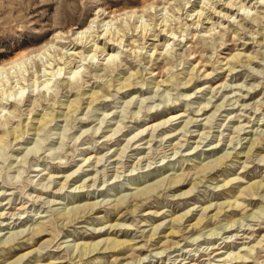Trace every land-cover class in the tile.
Masks as SVG:
<instances>
[{
    "label": "rangeland",
    "instance_id": "rangeland-1",
    "mask_svg": "<svg viewBox=\"0 0 264 264\" xmlns=\"http://www.w3.org/2000/svg\"><path fill=\"white\" fill-rule=\"evenodd\" d=\"M203 1L0 0V64L20 51L35 52L17 67L29 72L48 71L49 62L71 52V30L87 26L99 10L121 14L113 26L129 27L130 34L140 15L155 28L147 37L160 34L162 20L177 30L170 44L164 35L151 36L145 48L144 40L133 43L141 34L133 35L114 65L104 55L73 58L77 77L69 68L47 86L29 83L16 108L0 113V212L26 206L0 219L11 224H0V264H178L182 254L209 258L204 252L225 244L233 255L256 247L243 261L226 263L213 254L200 264H264V191L257 189H264V0L233 11L220 1L205 8L211 18L196 28L191 23L198 18L188 15ZM143 7L150 10L144 14ZM185 22L194 36L179 33ZM58 32L63 38L53 41ZM46 44L52 49L39 52ZM105 66L110 71L103 75ZM14 84L20 87L0 83L1 94ZM170 115L184 116L148 134ZM91 155L90 166L83 160ZM95 157L103 160L97 164ZM69 174V188L54 193L59 187L49 177L60 184ZM85 182L91 186L77 189ZM47 186L53 193L36 202ZM67 211L76 218H66ZM245 226L254 229L251 238H240ZM107 239L119 244L116 250L75 257L77 245Z\"/></svg>",
    "mask_w": 264,
    "mask_h": 264
},
{
    "label": "bare ground",
    "instance_id": "bare-ground-1",
    "mask_svg": "<svg viewBox=\"0 0 264 264\" xmlns=\"http://www.w3.org/2000/svg\"><path fill=\"white\" fill-rule=\"evenodd\" d=\"M220 1H224L223 4L227 5V6H224L223 4H221V5H223V8L227 9L228 11H233V7L234 6L236 7L238 5H239L238 8H236L238 10H241V9L242 10H246L247 8H249L247 3H246L247 0H214V1L210 0V1H207V2H205V0H204L203 1L204 2L203 6H201L199 9H197L196 7L195 8L193 7L194 9L191 10V11H195V12L188 15V16H194L195 15V18H198L197 21H193L191 24L196 25V28H198L199 26L202 27L203 19L204 18L205 19H208V18L210 19L211 18L209 15H207L208 12L205 11V8L207 7L208 10L212 8V10H214L216 5ZM193 5H195V3H193L190 7H192ZM149 10H148V8L143 7L141 12H143L145 14ZM188 11L189 10H187V12ZM120 15L121 14H118L117 11H111V12H108V13L105 14V12L101 13V11L99 10L96 13V15L91 19L90 23L87 26H84L83 28L74 27L71 30L72 34L70 35V36H74L75 37L74 40L70 42V47L71 48H70L69 51H71V52H69V53L65 52L64 56H61L59 59L55 58V60L53 62H49L45 66L48 71H44L42 73L41 70H36L34 72H29V70H25L22 67H20V69H17L18 66L22 65V63H26L28 59L32 58L34 53H35V52H27L25 50L18 52L14 57L10 58L8 62L0 64V83H17V84H20V87H18V88H16V86H15L16 84L12 85L14 87L13 90L8 91L10 93H8L6 91L8 93V95H7L6 92H3L2 94L0 92V113L3 112V110H5V108H7L8 105L14 106V109L16 108V105L14 104V102L16 100H18L17 99L18 96L24 95L23 93L27 89L30 88L29 87L30 86L29 83H40V85L43 84L44 86H47L54 79L57 80L56 79L57 75L62 74L63 70H66V69L68 70L69 68H70L71 72H69L68 74H72V75H75V77H77V75H79V73H80V70H79V66L76 67L77 63L75 62V60L73 58L80 59V61H81V60H87L88 57H91L93 59V58H99V56H103L104 55V60H107L108 61L107 63H112L114 65L115 61H116V59L118 57V53H119V50L121 49V47H127L128 48L129 44L126 45L125 42L130 40V39H132L134 36H136L138 34H141L140 38L134 40L133 43L135 44L139 40H144L145 42L143 43L141 48H145L146 40L149 39L151 36L154 37V40H156V38L158 40L159 36L161 37V35H164V38H166V39L168 38L167 41H166L167 44H170V40L174 39V37H176L177 30L174 29V28H171L170 27L171 24H167L168 20H162L161 21V23H160V25H161L160 34H157L156 32H154L153 34H149V36L147 37L148 32L151 33L153 30H155V28H154V26H153V28L151 27L152 23H146L145 21H143V19H142L143 15L139 16V18L141 19V21H140L141 25L135 26V29L132 31L131 34H130V30L131 29L129 27H126L123 30L122 29H118L117 27L114 28L113 25L118 21V16H120ZM102 16H104V17L102 18ZM179 18H180V16H179ZM182 22L183 21H181V23ZM191 24L187 25V22L183 23L182 26L180 27V28H182V30L179 31V33L181 35H185V34H182V33L186 32L187 34L194 36L195 34L194 35L192 34L193 31L192 32L190 31L191 33H188V31H189V29L191 27ZM185 25H187L186 26L187 28L184 29ZM192 29H193V27H192ZM212 29H214V28H210V30H212ZM134 31L137 32V34H133ZM164 31L167 32V33H170V36L168 37L167 33L166 34L162 33ZM60 35H61L60 32L56 33L54 35L53 41H55V39L57 40ZM172 35H173V37H171ZM60 38H63V37L60 36ZM67 38H69V37L67 36L66 39ZM60 43H62V42H60ZM62 44H64V43H62ZM140 45H141V43L140 44L138 43V45H136V46L134 45V47H136V48L138 47L139 48ZM48 46L49 45L46 44L45 46H42L38 51L39 52L44 51L43 53H45L46 51H50L52 49V46L51 47L50 46L48 47ZM134 47H132V48L130 47V49H127V50L131 51ZM193 53H195V52H193ZM134 54H135V52H134ZM138 56L140 57L141 55L139 54ZM141 59L142 60H147V57H141ZM124 60L125 59H120V62L123 63ZM80 61H78V62H80ZM12 69H15V71L12 72ZM194 70H195V68H194ZM109 71H110V67L105 66L103 68V75L108 74ZM5 73L7 74V76H4ZM43 76H45L47 78L43 80L42 79ZM127 80H128L127 78L124 79V82H125L124 86H123L124 88L128 86ZM31 86L33 87V84ZM13 96H15V99H14V101H11V98ZM28 96H29V94H28ZM28 96L25 97L24 99H27ZM94 98H96L95 94H93V99ZM5 99L9 102L8 104H6V102H4ZM21 99L22 98H20L19 100H21ZM261 106L264 107V103ZM205 110H206V107H205ZM258 111H255V113H258ZM263 111H264V109H263ZM260 113H262V112H260ZM183 116L184 115H181V116L174 115V116L166 118L165 120H162V121H160L158 123H155V124L151 125L148 134L150 132H152L151 135L153 136L156 131L157 132H161V131L167 129L168 127L174 125L173 123L177 119L182 118ZM5 117H8L7 114L5 115ZM7 120H9V117H8ZM43 120H44V118L41 121H43ZM193 121H194L193 118H190L189 121L186 122L184 128H186L188 126V124L192 123ZM195 122L197 123V120ZM168 123H170V126H168ZM248 123H250V121H247V124ZM247 127H249V126H247ZM239 129H243V126L242 127L240 126ZM251 132L253 133V130H251ZM202 134H203V132H201V135L199 134L200 138L203 135H205V133L203 135ZM135 138H136V136L133 137L129 141L128 145H126L125 148H123V153L124 154L127 153V148L130 147V142H132ZM144 139H145V136H141V138H139L138 140L134 141V143H136L137 141H142ZM186 140L188 141V139H186ZM186 140H182V141H186ZM255 143H256V140L255 141H251V146L253 148L255 147ZM176 145H177V142H176ZM178 145H180L179 147L182 148L183 143L182 142H178ZM94 156L95 155L89 156L88 158L84 159L83 162L84 163L88 162L89 163L88 165H90V163L93 161L91 159H94ZM95 159H96V163L97 164L103 160L102 157H100V158H96L95 157ZM142 159H144V158H142ZM137 164H138V162H137ZM103 166H104V164H103ZM35 171H38V169H36ZM96 171H98V170H96ZM53 177H54L53 175L51 177H49V183L54 184V186H53L54 189H56V187H59V188H57L55 190L54 193L63 192V190L65 188H69L68 187V184L70 183L69 181H73V179H71V177H73V174L67 175L64 178L65 180L63 182H61L60 184L59 183L56 184L54 179L52 180ZM50 178H51V180H50ZM97 181H98V177L97 176L92 177V179L90 180V182H92L94 185L96 184ZM89 184L90 183H86L85 182V183H83L81 185H78L77 189L79 188V189L84 190L85 187L91 186ZM58 185H60V186H58ZM50 187L51 186H47L46 188L38 189V192H40V195H36L35 196V201L36 202H40V201H42V196L43 195L53 193L54 189H51ZM261 188L262 187H258L257 188V189H259L258 191H260V190L264 191V189L263 188L261 189ZM82 190L81 191L79 190L78 192H83ZM141 191H143V189H141ZM147 192L148 191H143V192H141V194L142 193L146 194ZM141 194H139V195H141ZM119 202H121V201H119ZM56 203H58V202H56ZM230 205H231L232 208H236V207L239 206L236 201L230 203ZM14 209H15L14 212H11V211H9V212H5V211L0 212V219H3V221H4V219L11 218L12 216H16V215L19 214V213H17V211L18 210L25 211L26 210V206L25 205H22V206H19V207L17 206V207H14ZM76 214H77V212L74 215L71 216L70 211H67L65 213V217L66 218H71L70 220H72V219L76 218V217H74ZM183 215H185V214H183ZM21 217L20 218L18 217V219H21ZM0 224H1V226H3V225H5V226L11 225V224H3V222H1ZM239 228H240V226L236 229L237 232H241V230ZM223 229H225V227ZM248 230H251V228H247V229L242 230L244 233L242 235L240 234L241 235L240 238H242V239L251 238V237H249L247 235L248 234ZM35 231H36V233L39 232L38 230H35ZM251 231H254V229L251 230ZM14 235H16V234H14ZM14 235H13V237H14ZM237 236H239V235H237ZM232 241H230V243H232ZM259 243H261V242H259ZM111 244L112 243L107 239V240H100L99 242H97L95 244H92V246H90V247H84V248L78 249L79 245H77L75 248H77L78 251L76 253H74V254L76 255L75 257L82 258L83 256H87V255H90L92 253L93 254L94 253H99L102 249H103V252H107L110 249L116 250L117 246L119 245V244L115 245V243H113V245H111ZM80 247H82V246H80ZM255 247H256L255 245L254 246H249V247H247L246 252L244 254L237 253V254L233 255L232 252L229 253V249H230L229 245L227 246V244H225L223 247L214 246L212 248L213 249L212 251H210L208 253L204 252V255H207L209 258H211L212 255L214 254L215 255L214 257L218 256V257L222 258V260L225 259L224 261L226 263L231 261V260H233V259H235V260L242 259V261H243L244 259L249 258V256H247V255H249V253H251V251ZM225 248L228 249V251H224L223 249H225ZM243 250H244V248H243ZM228 253H229V255H228ZM225 255H228V256L226 257ZM181 256H184V258L182 260H180L178 264H196L195 261H199L197 264H200L202 261H205V260L209 259L207 257H204V258H201V259L200 258L194 259V258H191V257L187 258V257H185L184 254H182ZM201 256H203V254L200 255V257ZM245 256H247V257L245 258ZM186 259H189V261H187ZM174 261L177 262V260H174ZM174 261L170 262L169 264H175ZM192 262H194V263H192ZM157 263H158V261H157Z\"/></svg>",
    "mask_w": 264,
    "mask_h": 264
}]
</instances>
